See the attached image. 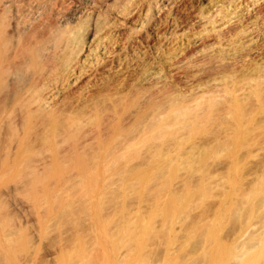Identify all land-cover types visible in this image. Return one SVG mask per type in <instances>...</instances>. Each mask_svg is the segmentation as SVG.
<instances>
[{
    "label": "bare ground",
    "instance_id": "1",
    "mask_svg": "<svg viewBox=\"0 0 264 264\" xmlns=\"http://www.w3.org/2000/svg\"><path fill=\"white\" fill-rule=\"evenodd\" d=\"M188 1L189 24L203 27L193 41L197 49L176 57L157 46L163 64L142 50L125 66L121 59L129 41L122 46L121 40L135 25L152 32L157 23L188 30L176 16L178 1L0 0V264H37L40 247L51 239L59 245L48 249L56 264H90L91 251L101 264L127 258L121 242L130 234L129 221L121 215L122 224L109 223L115 208L109 194L121 183H138L117 200L124 204L133 197L142 208L148 205L144 190L161 186L148 170L125 173L122 167L133 165L129 155L148 153L147 163L156 169L175 165L174 184L183 185L190 172L180 165L199 161L204 145L215 140L207 126L232 123L248 107L251 118L264 113L258 82L263 75L254 83L248 77L252 69L264 70L258 0ZM136 15L143 18L138 23L132 20ZM157 30V45L168 44L171 36ZM208 37L213 41L205 42ZM251 56L255 64L243 68L237 80L224 75L225 67ZM181 70L197 74L213 90L197 85L188 101H179L169 82L171 73ZM110 74L118 79H110L108 88ZM126 125L145 136H133L122 153L111 155L110 146L120 143L119 129ZM221 133L229 135L224 128ZM14 210L30 216L31 224L14 220ZM135 216L130 212L127 218ZM83 231L92 237L90 248ZM112 237L120 238L114 255L107 247Z\"/></svg>",
    "mask_w": 264,
    "mask_h": 264
},
{
    "label": "rangeland",
    "instance_id": "2",
    "mask_svg": "<svg viewBox=\"0 0 264 264\" xmlns=\"http://www.w3.org/2000/svg\"><path fill=\"white\" fill-rule=\"evenodd\" d=\"M175 2L179 5L176 16L179 22H182L181 25L189 26L188 30L174 31L170 27L162 26L161 23H157L158 30L155 29L153 32V29L145 25V28L135 25L134 31L126 29L129 32H124L126 36H122L121 44L126 46L124 41L127 39V43L128 41L129 45L130 42L133 43L134 47L133 44L126 46L125 51L128 52H124L126 53L122 56L124 60L121 59L122 62H126L125 64L123 62L125 66L127 63L130 66L134 59L140 53H146V50L147 54H152L156 60L157 46L160 47L159 50L168 51L176 57L189 56L197 49L193 41L202 33L203 27L191 26L189 18L187 19L188 13L185 14L191 11L190 5L193 4L188 0ZM241 4L246 5L243 2ZM257 14L264 16V0H258ZM137 18L136 15L132 20H138V23L143 19ZM156 19L157 22H161L158 17ZM156 30L158 34L164 32L171 36L168 44L157 45ZM232 31L231 28L226 38L232 35ZM144 37L148 38V41ZM212 41L210 37L205 40ZM154 43L156 46L153 47ZM259 48L260 57L264 60V42ZM252 59H255V56L228 65L223 70L224 75L237 80L243 68L255 64L256 60ZM159 60L158 58L156 61ZM258 74L263 75V80L258 82L264 88V70L252 69L248 77L254 83ZM115 77L113 74H110L109 78L106 77V81L109 80L108 88H111L113 83L111 80L118 79V77L114 79ZM197 85L208 91L213 90L193 72L181 70L171 73L169 87L179 94V101H188L196 92ZM104 88L106 89L105 86ZM96 90L98 91V88L94 92ZM249 111V107L245 108L243 114L238 118L234 117L232 123L220 122L217 126H207L206 130L211 131L215 140L204 145L206 150L202 151L199 161H186L180 165L190 172L183 185L174 184L173 176L179 173L175 165L159 166L156 169L154 163L152 165L151 162L147 163L150 160L148 153L141 151L138 156L129 155L133 157L131 162L133 165L127 169L122 167L125 173L148 170L153 180L161 186L147 187L144 190L143 198L148 205L142 208L138 207L133 197H128L124 204L117 200L120 195L131 194V190L139 186L138 183L133 187L121 183L110 192L108 201L114 204L115 208L107 215V220L110 224L117 223L122 220L120 216L125 215L123 218L127 219L126 222L129 221L126 224L130 230L126 240L121 242L123 243L121 245L128 248L129 256L123 260L113 259L116 264H264V113L251 118L248 115ZM222 128L229 132L228 136L221 133ZM94 131L108 135L103 127H95ZM133 136L143 138L145 135L134 125L120 128V143L112 144L109 153L111 155L122 153L124 145L132 143ZM130 212L136 213L137 219L135 216L129 220L127 216ZM11 217L14 220H22V225L27 224L26 226L32 222L30 216L25 219L17 210L11 212ZM172 222L174 225H170ZM26 229L30 235L28 228ZM82 233L85 235L86 245L90 248L91 235H86L85 231ZM119 240V237L117 239L112 237L107 246L113 255L120 245ZM56 246L58 248L59 245L55 239L41 246L37 264H56L55 255L48 250ZM87 261L90 264H101L100 256L96 257L93 251Z\"/></svg>",
    "mask_w": 264,
    "mask_h": 264
}]
</instances>
